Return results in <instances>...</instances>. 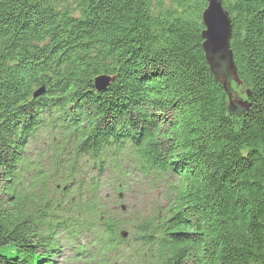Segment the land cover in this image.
Returning a JSON list of instances; mask_svg holds the SVG:
<instances>
[{
	"label": "trees",
	"instance_id": "16d2710c",
	"mask_svg": "<svg viewBox=\"0 0 264 264\" xmlns=\"http://www.w3.org/2000/svg\"><path fill=\"white\" fill-rule=\"evenodd\" d=\"M207 3L0 0V264H264V0H221L240 116Z\"/></svg>",
	"mask_w": 264,
	"mask_h": 264
},
{
	"label": "water",
	"instance_id": "95a60500",
	"mask_svg": "<svg viewBox=\"0 0 264 264\" xmlns=\"http://www.w3.org/2000/svg\"><path fill=\"white\" fill-rule=\"evenodd\" d=\"M207 6L201 14L204 26L201 32L203 42L202 48L206 60L212 72L218 77L228 95V110L230 114L243 115L249 102L243 99H236L231 96V79L240 83L230 49L231 18L223 8L221 0H207ZM103 81L97 82V88H104Z\"/></svg>",
	"mask_w": 264,
	"mask_h": 264
},
{
	"label": "rangeland",
	"instance_id": "374dc122",
	"mask_svg": "<svg viewBox=\"0 0 264 264\" xmlns=\"http://www.w3.org/2000/svg\"><path fill=\"white\" fill-rule=\"evenodd\" d=\"M115 80V76H107V75H103V74H99L97 76H95L93 78V81L95 83L97 82H100V81H103V87L104 88H107L109 86V83H111L112 81ZM230 87L232 89V93H231V96L232 98L237 96L236 99H243V100H246V89L245 87L242 85V83H237L234 79H231V82H230ZM98 91L100 90H103V88H96ZM36 93V92H35ZM38 94V93H37ZM42 96V95H40ZM39 96V97H40ZM39 97H37L36 99L32 100L34 102H37L39 101ZM235 114V113H234ZM57 116V117H56ZM55 118H54V125H53V129L55 128H59L61 127L65 122L60 118L61 114H58L56 115ZM28 142V141H27ZM29 147H30V150L28 153L31 154L32 152V145L29 143Z\"/></svg>",
	"mask_w": 264,
	"mask_h": 264
}]
</instances>
